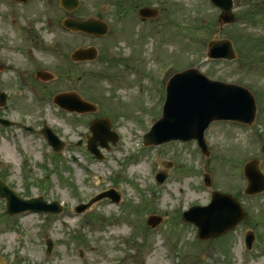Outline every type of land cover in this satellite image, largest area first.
<instances>
[{
	"label": "rangeland",
	"instance_id": "rangeland-1",
	"mask_svg": "<svg viewBox=\"0 0 264 264\" xmlns=\"http://www.w3.org/2000/svg\"><path fill=\"white\" fill-rule=\"evenodd\" d=\"M234 1L236 21L220 26V10L209 0H81L72 15L99 17L110 26V32L98 39L65 32L57 22L45 24L41 21L44 8L35 6L34 28L46 49L33 47L30 63L28 50L19 48L33 46L32 41L4 38L0 90L9 96L0 114L24 118L36 127L46 122L66 144L56 153L41 135L0 126L3 179L24 197L43 195L64 205L57 215L10 216L0 199L3 264L250 263L237 233L199 240L197 230L182 218L183 207L209 203L212 189L233 194L246 187L235 161L264 143V0ZM136 4L157 8L159 14L141 23L132 10ZM55 5L53 17L65 16ZM118 5L125 7L120 13ZM9 11L0 0V30L6 28L4 12ZM216 37L233 42L238 55L234 62L207 59V43ZM83 42L96 46L102 59L84 66L72 64L66 48L72 51ZM20 67L27 69L20 74ZM190 67L211 78L249 87L257 101L253 125L212 122L206 131L211 149L207 157L199 154L195 141H171L159 149L153 145L144 149L140 132L146 133L150 122L161 116L167 82L175 72ZM43 68L56 79L37 81L36 72ZM65 91L78 92L95 103L97 110L70 113L50 102ZM101 116L111 118L119 138L110 149L100 148L103 159L99 160L88 151L85 133H90V121ZM80 140L82 144L77 145ZM165 162L172 166L167 168ZM152 169L167 171L163 184L157 185ZM208 171L213 177L211 188L201 186ZM108 188L121 194L119 202L105 198L82 214L75 212L76 205ZM150 213L163 217L156 230L146 225ZM48 238L53 239L54 248L46 254ZM255 253L250 264H264L259 252Z\"/></svg>",
	"mask_w": 264,
	"mask_h": 264
},
{
	"label": "water",
	"instance_id": "water-1",
	"mask_svg": "<svg viewBox=\"0 0 264 264\" xmlns=\"http://www.w3.org/2000/svg\"><path fill=\"white\" fill-rule=\"evenodd\" d=\"M213 1L222 9L220 15L221 24L231 23L235 20V15L232 12V0ZM61 3L66 9L73 10L79 4V0H61ZM141 13L147 16L152 15L153 11L145 8L141 10ZM64 24L73 30H84L96 36L105 34L108 31V25L102 20L96 19L78 20L67 18L64 20ZM209 49L210 56L213 57L226 56L232 58L235 56L229 40L212 41L209 44ZM96 56L97 50L94 47L79 48L72 54V57L76 60L93 59ZM5 98V94L2 93L0 95L1 104L5 102ZM56 101L69 110L93 111L96 108L76 93H60L56 96ZM255 112V99L249 90L236 84L211 80L198 69L190 68L177 73L170 80L163 116L147 135L146 143L197 138L201 147L206 149L204 131L211 121L214 119L232 118L252 122ZM91 129L93 136L88 140V148L99 157L97 141L100 140L101 145H106L110 138L115 140V137L110 132V120L107 118L95 119L91 123ZM44 132L54 148L60 151L63 147V142L50 128L46 127ZM248 167L251 169L252 164H249ZM165 177V174H161L160 179L164 180ZM259 179L257 175L250 174L249 188H263ZM208 183H211L210 179H208ZM107 194L114 199H119L113 191H108L97 195L91 200L90 204ZM214 194V199L209 206H196L186 213L187 219L197 216V222L201 226L202 238L220 235L229 226H233L229 225L231 223L230 220L236 217V208L230 204V202H234V199L220 192H215ZM0 195L7 198L8 212L11 214L27 209L49 212L61 211V207L57 202L47 203L43 197L31 199L20 197L1 178ZM88 206L89 204L81 205L78 209L85 210ZM159 221L160 219L157 216H152L150 219L152 224H157ZM227 221L230 222L227 224Z\"/></svg>",
	"mask_w": 264,
	"mask_h": 264
},
{
	"label": "flooded vegetation",
	"instance_id": "flooded-vegetation-1",
	"mask_svg": "<svg viewBox=\"0 0 264 264\" xmlns=\"http://www.w3.org/2000/svg\"><path fill=\"white\" fill-rule=\"evenodd\" d=\"M7 6H9V13L4 12L5 21L4 24L6 28L4 30H0V48H2V44L5 40H13V38L21 39L27 38L29 41H32L33 46L28 48L20 47L19 50H28L27 58L29 60V56L32 57L31 52L33 47L36 49L39 48L41 50L46 49V45L44 41L41 39L39 33L35 31L34 24V8L35 6L43 7L44 12L41 17V21L45 24H52L54 22L58 23V26L62 27V21L65 16L70 15L71 13L67 12L60 4V0H2ZM47 4H50L48 6ZM56 4L59 7L60 11H63L66 15L63 16L61 13L57 15V17H53L51 13L52 6ZM55 5V6H56ZM51 7V8H50ZM49 8V9H48ZM48 9V10H47ZM136 11L139 9V6H136ZM47 10V11H46ZM72 15V14H71ZM92 16V15H91ZM84 19V18H83ZM155 19V18H154ZM146 22L151 21V19H146ZM111 30V29H110ZM69 32V30H66ZM74 35L80 34L84 37H92L84 32L73 33ZM100 38V37H99ZM98 39V38H97ZM85 43H81L79 46L85 47ZM59 45V42L58 44ZM66 56L70 58L71 50L69 47L66 48ZM100 50L98 49V57L93 61H81L76 62L71 60L72 64L76 65H85L92 64L94 62L102 59V55L100 54ZM71 59V58H70ZM113 59V58H112ZM31 60H29L30 63ZM113 63V61H112ZM27 67H20V72H24ZM70 69V68H69ZM41 71L42 73L37 76V73ZM50 72L48 69H40L36 72L37 81L47 82L44 79V72ZM27 72V71H26ZM28 73V72H27ZM80 75V79L84 78L85 71L83 70ZM54 79H56L55 74ZM26 77L23 75V80ZM49 80L48 82H51ZM254 161L256 164V168L259 174L264 178V146H255L252 150H248L243 152L241 157L236 160V164L238 165V170L240 174V179L242 182L247 183V174H246V165L250 161ZM233 196L239 200L243 211L245 212L244 216L241 218L240 222L233 228L225 233V235H229L234 232L240 237L241 233L246 236V240L249 245V250H256L260 254L264 255V190L258 193H249L247 192L246 187H240L235 190Z\"/></svg>",
	"mask_w": 264,
	"mask_h": 264
}]
</instances>
